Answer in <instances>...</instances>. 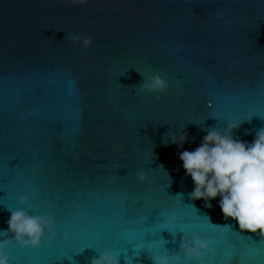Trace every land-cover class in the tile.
<instances>
[{"label": "water", "instance_id": "water-1", "mask_svg": "<svg viewBox=\"0 0 264 264\" xmlns=\"http://www.w3.org/2000/svg\"><path fill=\"white\" fill-rule=\"evenodd\" d=\"M153 75L169 85L158 100L141 87ZM229 122L248 143L264 128V0H0V231L18 209L56 231L7 247L10 264L102 252L153 264L165 251L172 264H264V238L225 220L219 197L190 198L178 156ZM183 131L182 148L162 142ZM197 236L213 251L189 260L182 243Z\"/></svg>", "mask_w": 264, "mask_h": 264}, {"label": "clouds", "instance_id": "clouds-1", "mask_svg": "<svg viewBox=\"0 0 264 264\" xmlns=\"http://www.w3.org/2000/svg\"><path fill=\"white\" fill-rule=\"evenodd\" d=\"M72 6L85 5L89 0H66ZM218 14L217 19H222ZM75 44H82L87 49L93 41L90 37L73 36ZM148 93L158 94L167 91L169 85L160 75H153L141 85ZM240 123L229 122L226 129L209 127L194 150H184L178 153L185 174L190 176L194 189L189 194L192 200H204L205 206L212 207L211 201L220 198L219 207L225 220H235L241 232L258 234L264 238V128L255 133L251 143L233 136ZM165 138L167 142H165ZM187 132H182L177 139L176 134L166 133L163 143L176 144L183 147L187 141ZM34 172L39 171V165ZM147 174L139 173V182L147 180ZM27 197H21V204H26ZM209 219V217H208ZM176 221L173 216L168 223ZM8 229L0 231V264H10V258L5 249L13 244L21 248L36 249L47 235L55 239V219L51 216H33L23 209L11 212L7 221ZM184 256L189 260L199 259L206 252H212L209 242L199 236L194 240L185 238L182 243ZM153 264H172L165 251L150 255ZM90 264H119V259L108 252H102L91 258Z\"/></svg>", "mask_w": 264, "mask_h": 264}]
</instances>
